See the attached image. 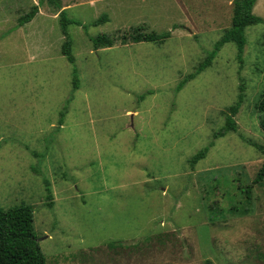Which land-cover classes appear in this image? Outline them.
I'll return each mask as SVG.
<instances>
[{"label": "rangeland", "instance_id": "1", "mask_svg": "<svg viewBox=\"0 0 264 264\" xmlns=\"http://www.w3.org/2000/svg\"><path fill=\"white\" fill-rule=\"evenodd\" d=\"M57 1L0 0V208L33 207L47 264H264V153L246 141L264 145V23L241 60L227 42L199 71L235 0ZM139 28L172 34L121 43Z\"/></svg>", "mask_w": 264, "mask_h": 264}, {"label": "trees", "instance_id": "2", "mask_svg": "<svg viewBox=\"0 0 264 264\" xmlns=\"http://www.w3.org/2000/svg\"><path fill=\"white\" fill-rule=\"evenodd\" d=\"M52 4H58L57 0H48ZM257 0H235L234 2V16L232 19V26L226 29L225 34L216 44V49L213 53L209 54L205 62L199 66V71L211 63L215 56V52L220 50L224 43L235 42L239 49V58L242 59V51L247 43L246 28L250 25L264 23V18L254 13V6ZM42 3V0H41ZM39 5L35 4L31 11L20 17L19 23L22 25L29 22L39 11ZM108 16L102 15L95 23L106 22ZM61 27L65 36V41L62 45V53L66 56L69 62L75 63V56L72 53V38L70 36L68 27L72 23L80 24L79 22L68 17L67 12H61ZM177 27V26H175ZM136 29L130 35H123V43H138V42H153L161 44L171 37V30L157 32H145ZM92 41L96 48L98 47H111L115 43V39L107 34H102L93 37ZM189 77H193L190 74ZM75 87L79 85L77 76L74 78ZM243 94L240 93L239 100L230 106L229 112L226 114L225 127L218 133L224 135L228 131H236L237 122L235 116L243 102ZM256 110L260 114V127L264 132V94L260 97L259 102L256 104ZM60 125H63V117L65 112L61 113ZM246 141L255 146L259 151L264 153V145L254 142L251 139ZM208 152V148L201 149L190 159L191 164L197 163L200 159L204 158ZM264 180V166L260 169L255 178V183H261ZM251 189V186L247 188ZM48 197L51 199L52 194L49 193ZM0 264H47L46 256L41 249L38 242L37 234L34 228V209L30 205H18L8 209L0 208Z\"/></svg>", "mask_w": 264, "mask_h": 264}, {"label": "crops", "instance_id": "3", "mask_svg": "<svg viewBox=\"0 0 264 264\" xmlns=\"http://www.w3.org/2000/svg\"><path fill=\"white\" fill-rule=\"evenodd\" d=\"M115 42H116V41H115ZM143 42H145V41H143ZM121 43H122V44H127V43H123V42H122V39H121ZM131 43H132V42H131ZM138 43H140V42H138Z\"/></svg>", "mask_w": 264, "mask_h": 264}]
</instances>
